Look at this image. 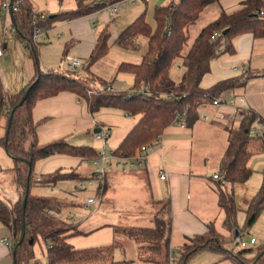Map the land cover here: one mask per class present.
Returning <instances> with one entry per match:
<instances>
[{
  "label": "trees",
  "instance_id": "1",
  "mask_svg": "<svg viewBox=\"0 0 264 264\" xmlns=\"http://www.w3.org/2000/svg\"><path fill=\"white\" fill-rule=\"evenodd\" d=\"M4 1L1 0V4ZM8 1L15 7L11 13L16 37L24 44L35 65L34 75L17 93L7 94L0 78V116L4 115L7 123L10 118L6 142L4 135L0 138V145L4 146L15 162L14 180L20 194L12 207L0 199V222L13 239L10 251L15 264H41L34 253V246L39 241L44 245L45 264H127L113 260L114 250L120 247L119 241L115 239L108 245L81 249L74 248L67 241L74 235L83 234L75 224L58 217L64 208L75 205L74 202L67 198L31 194L34 185L53 186L61 181L79 178L74 171L55 169L34 180L33 168L37 160L55 154L85 161L99 157L93 147L73 146L65 139L39 144L36 138L39 122L32 119L34 105L39 100L67 91L83 99L91 114L107 107L120 109L130 116L139 115L134 126L111 153L121 159L136 157L140 155L142 146L151 144L180 117H183L185 126H193L198 120L199 106L216 100L223 90L239 86L250 78L221 80L208 89L200 87L202 77L209 72L210 61L218 55L233 53L231 41L235 36L249 33L254 38H264V0H245L238 9L229 13L220 9L217 17L200 29L185 53L183 48L188 40L186 28L198 19L207 6L218 4L220 0H178L169 5H156L152 11L153 26L146 20V11L140 13L117 36L123 46H128L139 37L145 39L146 43V50L139 62L122 61L115 69V73H131L134 77L133 84L123 91L109 90L113 79L106 81L95 78L99 86L93 89L82 79L69 74L40 69L39 44L33 38L35 29L46 31L55 22L99 12L105 6L121 0H74L73 9L45 14L43 17L39 16L30 0ZM109 36L107 23L97 34L83 62L84 71L88 72L94 63L106 55ZM66 53L67 48H64L63 59ZM172 67L178 68L174 74L171 72ZM26 91L27 95L22 101ZM253 118L243 112L237 125L226 130L227 147L219 161L222 179L216 183L217 206L223 213L222 232L216 229L214 221L207 222L203 233L185 238L186 241L177 250V258H174L175 252L170 250V200L162 198L150 200L151 226L109 225L114 237L120 235L133 241L137 245V258L149 264H187L190 257L201 251L214 252L222 259H229L232 264H264V244L236 252L226 247L235 242L241 231L236 221L237 207L233 194L224 189V184L245 183L252 174L248 166L254 154L251 146L257 141L264 146V133L260 137L249 134ZM26 139L29 141L27 147L24 145ZM98 185L97 196L101 197L105 184ZM263 208L264 178L245 210V229L254 224ZM22 223L24 236L14 248L20 237Z\"/></svg>",
  "mask_w": 264,
  "mask_h": 264
},
{
  "label": "crops",
  "instance_id": "2",
  "mask_svg": "<svg viewBox=\"0 0 264 264\" xmlns=\"http://www.w3.org/2000/svg\"><path fill=\"white\" fill-rule=\"evenodd\" d=\"M31 1L38 11L47 14L48 1ZM243 1L245 0H220L219 3L216 4L218 12L220 9H223L227 13L232 12L238 9ZM176 2H178V0H147L145 3L142 2V5L148 6L150 4L154 7L156 5H169L170 3ZM58 11L65 10H61L59 7ZM102 11L103 10L74 20L55 22L50 29L46 30L42 36L38 38V40H41L42 45L59 43L62 51L61 56L64 48H67L66 55L75 53L77 57L83 61V58L89 55L99 29L103 25L109 23L110 37L112 30H114L112 22L114 17H109L105 12L101 15ZM119 14L120 13H118L117 16H119ZM117 16L115 15V17ZM65 27H67V33L63 32ZM97 27H99L98 30H96ZM231 43L234 49L233 53L218 55L210 61L209 72L202 77L200 87L208 89L221 80L231 78L240 79L248 76H250V78L239 86L223 90L216 98L218 105L215 106L212 102H206L199 106L198 120L193 126L181 127L175 124L168 126L151 144L145 145L149 148L147 150L146 161L143 165L140 168H129L134 169V194L132 199L134 198V200L142 205L141 214L150 216V211L152 210L150 204L151 199L169 198L172 213L170 243L173 241L175 243V249L173 250L175 252L174 256L177 255L178 248L186 241V237L203 233L206 230L205 225L207 222L214 221L216 229L222 232L221 222L223 213L217 206L216 183L222 179L219 173V161L227 147V128L237 125L242 113L249 111L252 115L260 119L259 128L261 132L264 133V38H254L251 34L245 33L235 36ZM114 44L120 49L131 52L139 50L141 42H139V38H137L128 46H123L116 37ZM0 47L2 49L0 68L2 67L4 72L6 71L2 62L12 60V62L16 64L19 60L20 73L13 82H8L7 89L5 88L0 70V78L4 91L7 94L17 93L34 75L35 65L34 60L28 56L24 44L17 39L14 28L12 27L10 15L3 8L1 0ZM40 57L42 58L41 53ZM140 60L141 56L137 62ZM61 64L64 66L66 74H68L66 62L63 58ZM240 67H244L245 71L241 72L239 70ZM42 70L47 71L50 69L45 68ZM83 72L84 70L81 69L80 71L74 72V74L81 79L80 77ZM95 78L104 79L94 73H91V75L89 74L86 79L91 82L92 85L90 87L93 89L99 86ZM112 79V83L115 81L123 83L128 88L134 81V77L131 73L122 72L115 73V77ZM109 88L115 90L113 84H111ZM240 99L244 101L241 102ZM138 118L139 115L130 116L120 109L107 107H102L91 114L83 99L67 91L59 92L55 96L37 101L32 109L33 121L39 122L36 127V138L39 144L65 139L73 146L93 147L100 155L111 154L134 126ZM6 123L5 116L1 115L0 138H3L5 135ZM96 133H107L108 136L107 138L97 139L94 138V134ZM257 144L262 145L259 141L255 142L254 145ZM252 150L254 154L261 151L264 152V146L260 149L254 148ZM56 155L70 157L77 161L74 162L73 165L68 162V165H59V167H57V169L63 172L74 171L79 177L78 179H74V189H70V192L64 190L67 187H62V193L69 195V197H66L67 199H74V195L78 194L79 191L85 190L93 183L96 185L97 189V185L103 183L105 184V190L103 195L99 197L98 201L100 203L102 197L107 193L109 186L108 180H111V183L120 182L121 184L123 180L125 183H129L128 179H123L122 176H118L117 168L121 165V158L111 156L109 159V167L116 165V169L110 171L107 169L109 167L106 166L101 178L90 179L93 171V160L85 161L62 154H55L49 157H54ZM82 165H86V168H83ZM108 173H110V175H108ZM161 173L164 174L163 179L159 178ZM214 174L218 175L219 178L214 179L212 177ZM108 177L110 178L107 179ZM38 179V177L34 178V180ZM89 180H92L91 184L78 189L77 186L79 183ZM12 181L15 185V187H12L15 189V192H13L15 200L10 201L0 193V199L8 207H12L19 197L14 176ZM68 181L71 180L61 182ZM58 183L48 187L53 188L59 185ZM228 185L230 184H224V189L226 191L229 190L227 188ZM116 188H119V186L116 185ZM252 197L253 195H251L250 200ZM99 203L96 202L90 205L85 204V207L91 209V206L97 207ZM218 219L220 220L219 224L217 223ZM140 224L151 225L149 217ZM106 227L107 226L103 224L98 225L94 230L87 232L82 231L83 234L74 235L67 241L76 249L104 246L110 242L103 245H98L100 243H97L95 246H90L87 245L89 241L86 239L82 240L80 237L82 235L104 231ZM250 237L255 239V243L249 247L264 244V230L260 235L258 233V237L254 235ZM9 239L12 245V237L7 228L0 222V264H13V257L10 251L11 246L9 247L3 242V240ZM37 246L38 251H36L34 246L35 258H37L41 264H44V245L39 241ZM226 261L232 264L229 259H222L221 256L218 257V262Z\"/></svg>",
  "mask_w": 264,
  "mask_h": 264
},
{
  "label": "rangeland",
  "instance_id": "3",
  "mask_svg": "<svg viewBox=\"0 0 264 264\" xmlns=\"http://www.w3.org/2000/svg\"><path fill=\"white\" fill-rule=\"evenodd\" d=\"M46 2L48 4L47 15L58 13L59 7L61 10H65V11L75 7L74 0H61V1L46 0ZM32 5L34 9L38 11L33 3ZM153 8L154 7L151 6L150 4L148 6L142 5L141 1H136L135 4H130V2H128L126 7L120 11L119 16L117 15H116L117 17L113 16L114 18L112 22L114 25V30H112L111 37L109 36L110 39H109L108 52L106 53L105 56H103L96 63H94L93 66L89 68L88 72L84 71L80 77L83 81H85V83L88 86L92 85L91 82L86 79V77L89 74L91 75V73L92 74L94 73L95 75H98L99 77H102L106 81H108L109 79L111 80L112 78L115 77V69L119 64V62L121 61L137 62L139 60V57L146 50L145 39L139 37V42H141L139 46V50L131 51V52L118 48L117 45L114 44L115 39L117 35L120 33L119 31H122L131 20H133L137 15H139L144 11H146V16H145L146 20L153 26L152 23ZM217 12L218 9L216 4L207 6L201 12L198 19L188 28H186V34L188 36V40L184 45L183 53L187 51V48L194 40V38L198 35L200 29L217 17L218 15ZM103 13L104 11L101 12V15H103ZM103 27L104 25L99 29V31ZM98 28L99 27H97L96 30H98ZM66 29L67 27H65L63 31L64 33H67ZM109 33H110V24H109ZM36 42H38L39 44L38 65L40 69L47 68L55 71L58 70L66 74L64 70V66L61 64L63 57L61 56L62 51L60 44L52 43L50 45L49 44L42 45L41 40L38 39ZM40 53L42 55V58L40 57ZM27 54L30 57L28 50H27ZM69 55L73 57H77V54L75 53H69ZM87 57L88 56L83 58L82 62H84ZM2 65L5 66L6 72H4V70H2L1 67L0 68L1 75L3 77L5 88L7 89L8 82L9 81L13 82L20 73L19 60L16 64H14L12 60L4 61L2 62ZM177 70L178 68L176 67L171 68V72L173 74ZM68 74L74 78H79L74 74V72H68ZM112 84L116 91H123V89L124 90L128 89V87L125 86L123 83H119L115 81ZM28 144L29 141L28 139H26L24 145L27 147ZM262 147L263 145L261 144L251 146L252 149L254 148L260 149ZM68 162H70L71 165H73L74 162L77 161L71 159L70 157H64L58 155L46 159L45 158L39 159L34 163L33 179L36 177L39 178L42 174L51 173L52 171L57 169L59 165H68ZM14 164H15L14 160L6 153L4 146L0 145V186H1L0 193H2L3 197H5L10 201L15 200L13 193L15 192V189L12 188L13 186L15 187L12 181L14 176ZM248 166L252 170V174L245 183L243 184L236 183L232 185L230 184L231 186L230 185L227 186V188L229 189L228 191H231L233 193L234 202L237 207V215H236L237 225L239 230L241 231L242 239L245 240L246 242H248L251 235L258 237V233L260 235L261 232L264 230V208L260 213V215L258 216V218L256 219V221L254 222V224L247 229L244 228L245 218H246V212H245L246 207L250 201L251 195H254V193L257 192L264 178V152L261 151L253 154L248 161ZM82 167L86 168V165H82ZM107 167H109V165ZM107 169L113 171V169H116V165H112ZM117 169H118V176H122L123 179L125 178L128 179L129 180L128 184L125 183L124 180L121 184L118 181H117L118 183L116 182L111 183V180H108L109 186L107 193L105 194V196L102 197V200L99 203L98 201L99 197L97 196V188L96 185L93 183L85 190L79 191L78 194L74 195V199H69V201L74 202L75 205L64 208L60 212L58 217L67 223L75 224L77 226V229L84 232L94 230L95 227L101 224L106 225L107 227L104 231L82 235L80 239L82 240L86 239L87 241H89L88 242L89 244L87 245L90 246H95L97 245V243H100L98 245H103L109 242L111 243V241L115 239L120 243V247L115 249L113 252V260L115 262L124 261L127 264H149V263H144L137 258V245L133 241L120 235L114 237L112 229L109 228V225L151 226L150 224H140L142 223V221H145L150 216L141 214L143 208L142 205L138 201L134 200V198L132 199L134 194V178H133L134 169H129L123 164H121L120 167H118ZM108 175H110V173H108ZM109 178L110 177H108L107 179ZM129 178H133V179H129ZM74 181L75 180H71L68 182H59L58 183L59 185L53 188H49L48 186L34 185L31 187L30 192L31 194L34 195L66 198L67 196L69 197V195L62 193V187L64 188L67 187L64 190L70 192L71 190L74 189ZM116 185H118L119 188H116ZM19 198H20V194L18 199ZM87 198H94L96 202L99 203L97 207L91 206V209L85 207L86 203H84V201ZM18 199L16 200V202L18 201ZM219 222L220 220L218 219L217 223L219 224ZM170 245H171L170 246L171 251H173L175 249L174 241L171 242ZM226 247L228 249L233 250L234 252L242 249L239 243L236 242L229 243L226 245ZM35 248L36 251H38L37 243L35 244ZM177 256L178 253L177 255L174 256V258H177ZM219 256L220 255L214 252L201 251L190 257L189 260L187 261V264H230L229 261L218 262ZM93 264H99V263H93ZM171 264H175V263H171Z\"/></svg>",
  "mask_w": 264,
  "mask_h": 264
},
{
  "label": "built area",
  "instance_id": "4",
  "mask_svg": "<svg viewBox=\"0 0 264 264\" xmlns=\"http://www.w3.org/2000/svg\"><path fill=\"white\" fill-rule=\"evenodd\" d=\"M136 1H139V0H121V1H118V2H115L111 5H107L105 6L102 10L109 16H115L117 15L118 13H120V11L126 7L127 3L130 2V4H135ZM147 1V0H145ZM2 6L3 8L6 10L7 13H9V1L8 0H5L3 3H2ZM11 10H15V7L13 5H11ZM40 17H43L45 16V13L44 12H38L36 11ZM45 31H41L39 29H35L34 30V35H33V38L35 40H37L38 38H40L42 36V34L44 33ZM0 56H2V49L0 47ZM64 60L66 62V69L68 72H76V71H80L82 69V65H83V62L80 58L78 57H73L71 55H65L64 57ZM239 70L241 72L245 71V68L244 67H240ZM109 90H112L109 88ZM241 102H243L244 100L243 99H240ZM212 104L213 105H218V101L217 100H213L212 101ZM246 114L249 115V116H254L251 114V112L249 111H246ZM175 125H178V126H185L184 124V119L183 117H180L179 120H177L175 123ZM259 124H260V119L257 117V116H254L253 120H252V124L249 128V134L253 137H260L262 135V132L259 128ZM108 134L107 133H103V134H100V133H96L94 134V138H107ZM148 146H142L140 148V155L136 156V157H131V158H122L121 159V164L125 165L127 168H134V167H138L140 168L143 163L146 161V158H147V150H148ZM112 155L109 154V155H100L99 154V157L94 159L93 160V171H92V175H91V178L90 179H97V178H101L104 174V171L106 169V166L109 165V159ZM214 179H217L219 178L218 175L214 174L212 176ZM159 178L160 179H163L164 178V174H160L159 175ZM92 180H89V181H85L83 183H79L78 184V189H81L83 188L84 186L86 185H89L91 184ZM85 203L87 205H90V204H93V203H96V200L94 198H87L85 200ZM4 244H6L7 246H11V241L10 239L9 240H3ZM235 242L236 243H239L240 247L242 248H246V247H249L251 245H253L255 243V239L253 237H250L248 242H246L245 240L242 239L241 235H238L235 239ZM173 253V251H171Z\"/></svg>",
  "mask_w": 264,
  "mask_h": 264
},
{
  "label": "water",
  "instance_id": "5",
  "mask_svg": "<svg viewBox=\"0 0 264 264\" xmlns=\"http://www.w3.org/2000/svg\"><path fill=\"white\" fill-rule=\"evenodd\" d=\"M11 3L9 2V15H10V19H11V21H12V23H13V20H12V13H11ZM26 95H27V91L24 93V95L22 96V101L25 99V97H26ZM9 125H10V118H9V120H8V123H7V127H6V131H5V142H6V136H7V132H8V128H9ZM23 162H25V160H23V159H21ZM27 194V191L25 192V195ZM24 207H25V200H23V202H22V209H24ZM235 234H237V233H235ZM23 236H24V224L22 223V225H21V233H20V237H19V240H18V242H17V244L15 245V247L14 248H16V246H18L20 243H21V241H22V239H23ZM13 264H15V261H14V259H13Z\"/></svg>",
  "mask_w": 264,
  "mask_h": 264
}]
</instances>
